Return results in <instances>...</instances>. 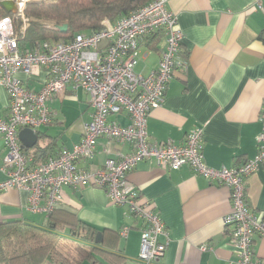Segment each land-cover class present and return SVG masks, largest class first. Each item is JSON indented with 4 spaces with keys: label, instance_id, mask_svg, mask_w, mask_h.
Returning a JSON list of instances; mask_svg holds the SVG:
<instances>
[{
    "label": "crops",
    "instance_id": "crops-1",
    "mask_svg": "<svg viewBox=\"0 0 264 264\" xmlns=\"http://www.w3.org/2000/svg\"><path fill=\"white\" fill-rule=\"evenodd\" d=\"M260 5V6H259ZM169 9L178 17L183 33L180 57L186 65L175 71L164 103L154 109L147 122L151 143L182 145L187 134L203 129L206 163L214 168H233L253 159L258 151L264 113V0H170ZM158 34V33H157ZM152 50L149 37L141 44V60L136 72L144 76L156 70L165 36ZM146 53L141 54V48ZM149 58V61H145ZM25 85L39 91L46 71L28 77L20 73ZM9 96L0 85V119L8 109ZM52 122L36 130L38 143L24 151L35 163L46 161L64 149H72L92 120L94 107L87 92L68 86L49 102ZM122 126L130 124L126 114L112 116ZM133 150L107 138L98 141L90 161L79 168L97 170L108 158H120ZM6 150L0 138V166ZM137 187L141 202H149L167 227L164 257L153 264H237L231 228L224 215L230 210V190L189 167L164 170L153 160L140 162L128 176ZM7 175L0 171V182ZM248 207L264 213V168L246 180ZM63 208L74 213L102 235L104 250L87 249L92 256L78 264H143L139 259L142 220L128 208L113 204L103 188L84 186L78 190L64 187ZM13 220L46 226L45 216L29 210L28 193L17 189L0 192V223ZM128 227L126 237L121 235ZM77 241H82L77 239ZM206 247V250L202 248ZM255 258L264 264V240L254 237Z\"/></svg>",
    "mask_w": 264,
    "mask_h": 264
},
{
    "label": "built area",
    "instance_id": "built-area-1",
    "mask_svg": "<svg viewBox=\"0 0 264 264\" xmlns=\"http://www.w3.org/2000/svg\"><path fill=\"white\" fill-rule=\"evenodd\" d=\"M13 1L17 8L13 16L23 20V33L27 3L48 0ZM169 2L153 0L127 17L106 23L101 30L79 33L67 42L45 41L32 48L20 40L13 17L0 20V85L9 96L7 113L0 119V138L6 150L0 171L7 175L0 182V192L25 191L30 212L49 216L63 207L64 187L103 188L113 204L127 207L130 215L142 220L139 259L143 264H153L165 255L167 243L160 238L168 236L167 227L149 202H141L139 190L128 176L146 160H153L164 170L176 171L187 166L195 174L230 190L231 207L223 223L231 228L236 263L260 264L255 258L254 237L264 240V213L248 207L246 180L264 168V113L257 154L238 167L214 168L206 163L202 128L191 130L182 145L149 140L148 118L164 103L175 71L186 65L180 57L183 33ZM157 33L165 36L160 62L156 70L144 76L136 72L140 47ZM41 69L46 71V80L39 91L28 88L19 78L20 73L39 76ZM68 86L88 93L94 107L92 120L85 124L81 141L72 149L64 148L58 155L34 164L22 147L19 133L25 128L36 132L49 125L52 122L49 102ZM120 114L129 117V125L122 126L110 119ZM101 138L128 143L133 150L118 159L108 158L100 169L79 168V161L94 158ZM128 232L125 227L121 235L126 237Z\"/></svg>",
    "mask_w": 264,
    "mask_h": 264
},
{
    "label": "trees",
    "instance_id": "trees-1",
    "mask_svg": "<svg viewBox=\"0 0 264 264\" xmlns=\"http://www.w3.org/2000/svg\"><path fill=\"white\" fill-rule=\"evenodd\" d=\"M152 1H30L24 12L27 23L23 33V20L7 13L2 7L0 20L7 16L13 17L18 36L22 38L20 40L32 48L45 41L67 42L79 33L101 30L106 23H114L120 18L127 17ZM65 24L68 25V30L62 32L60 26ZM162 39L163 35L158 33L150 40L152 50H159L158 44ZM39 153L32 157L34 164H40L34 162ZM45 217L48 220L44 227L23 220L0 223V264H78L81 259L92 256L90 251L86 250L87 242L92 244L88 247L90 250H104V240L96 243L98 231L81 221L76 214L62 207ZM60 240L75 245L79 256L77 261L70 259L59 249Z\"/></svg>",
    "mask_w": 264,
    "mask_h": 264
},
{
    "label": "water",
    "instance_id": "water-1",
    "mask_svg": "<svg viewBox=\"0 0 264 264\" xmlns=\"http://www.w3.org/2000/svg\"><path fill=\"white\" fill-rule=\"evenodd\" d=\"M0 7L6 10L7 13L14 14L17 11L15 2L13 0H0ZM60 30L62 32H66L68 30V25L65 24L60 26ZM19 139L23 148L30 149L37 145L38 143V134L30 128H25L20 131ZM102 242L101 233L97 234L96 243Z\"/></svg>",
    "mask_w": 264,
    "mask_h": 264
},
{
    "label": "rangeland",
    "instance_id": "rangeland-1",
    "mask_svg": "<svg viewBox=\"0 0 264 264\" xmlns=\"http://www.w3.org/2000/svg\"><path fill=\"white\" fill-rule=\"evenodd\" d=\"M141 49H142L141 50L142 55L144 53H146V49H144L143 47ZM139 61H143V60H141V57H140ZM145 61H149V58L146 59ZM58 247L70 259L75 260V261H77L79 259L78 252L75 249V245L72 244L71 242L60 240L58 242Z\"/></svg>",
    "mask_w": 264,
    "mask_h": 264
}]
</instances>
